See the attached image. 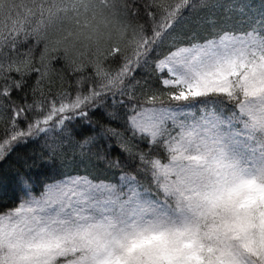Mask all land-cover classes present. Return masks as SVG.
<instances>
[{"label": "snow or ice", "instance_id": "snow-or-ice-1", "mask_svg": "<svg viewBox=\"0 0 264 264\" xmlns=\"http://www.w3.org/2000/svg\"><path fill=\"white\" fill-rule=\"evenodd\" d=\"M254 194L264 0H0V264H264Z\"/></svg>", "mask_w": 264, "mask_h": 264}, {"label": "clouds", "instance_id": "clouds-1", "mask_svg": "<svg viewBox=\"0 0 264 264\" xmlns=\"http://www.w3.org/2000/svg\"><path fill=\"white\" fill-rule=\"evenodd\" d=\"M74 41H68L71 46ZM255 195V199L240 197L237 201L236 215L232 217L233 222L236 225H244L249 221L260 226L264 225V203L261 200L264 199L261 195ZM203 243L206 246H212L216 244V241L205 238Z\"/></svg>", "mask_w": 264, "mask_h": 264}, {"label": "trees", "instance_id": "trees-1", "mask_svg": "<svg viewBox=\"0 0 264 264\" xmlns=\"http://www.w3.org/2000/svg\"><path fill=\"white\" fill-rule=\"evenodd\" d=\"M62 64H63L62 61H58L57 63L54 64V67L57 68V69H59V68L62 67ZM6 164L11 165V166H16L17 161H16V157H15V155H13V157H12L9 161H7ZM39 190H40V189L37 188L35 191L38 192Z\"/></svg>", "mask_w": 264, "mask_h": 264}]
</instances>
